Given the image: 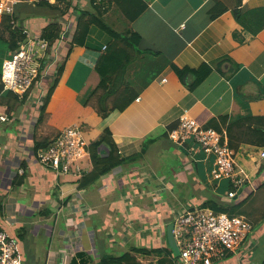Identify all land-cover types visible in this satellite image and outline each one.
Here are the masks:
<instances>
[{"label":"crops","instance_id":"1","mask_svg":"<svg viewBox=\"0 0 264 264\" xmlns=\"http://www.w3.org/2000/svg\"><path fill=\"white\" fill-rule=\"evenodd\" d=\"M112 1L97 0L108 9L105 19L118 30L131 28L142 36L143 54L130 67L139 96L96 125L99 131L111 128L124 162L88 187L80 186V175L41 165L35 138L53 139L81 107L78 99L91 79L98 83L95 67L111 37L92 25L86 45H74L69 52L77 11H94L92 0L15 6L21 26L43 34L49 24L58 23L64 37L58 62L64 61V71L47 105V120L38 122L42 104L34 93L20 98L0 127V229L17 238L22 264H103L104 257L136 247L173 250L170 235L180 212L205 206L229 190L226 180L210 179L213 158L200 154L193 160L169 138V130L183 114L206 125L244 113L245 104L253 114L264 115V0H221L228 9L215 19L213 0H144L147 8L133 21ZM227 57L226 74L214 67L194 90L172 67L216 65ZM262 152L264 147L251 144L236 150L238 166L253 179L252 186L264 181ZM90 164L85 162L86 170ZM263 238L264 224L244 248L215 264H261L264 257L258 262L255 256ZM132 254L142 264H160L163 258Z\"/></svg>","mask_w":264,"mask_h":264},{"label":"trees","instance_id":"2","mask_svg":"<svg viewBox=\"0 0 264 264\" xmlns=\"http://www.w3.org/2000/svg\"><path fill=\"white\" fill-rule=\"evenodd\" d=\"M112 2L117 4L130 21L139 17L148 6L144 0H113ZM48 4L52 5L48 2L39 3V5ZM92 6L94 11L89 9H79L77 11L78 16L69 52L74 45H86L92 25H97L109 34L111 40L105 45L106 48L95 67L96 73L100 76V81L86 97L80 96L78 103L81 107L76 109L73 115H69V120L66 121L65 125L59 126L58 132L59 134L67 125L70 126L74 120L77 121L82 129L84 138L88 144L87 149L89 154L80 160L82 171L79 181L81 187H88L101 178V176L124 162L118 145L114 140L111 128L106 127L103 131H99L96 129V125L108 117L113 111H124L139 96V92L133 87L134 80L130 76V67L143 54V50L140 47L142 36L139 32L131 28L123 30L114 28L105 19V14L108 11L105 5L98 3L97 0H92ZM227 9V6L221 0H213L210 10L211 18L215 19L219 17ZM235 14L239 17L240 10L236 9ZM11 18L12 16L10 15H4L0 21V39L7 42L10 52L15 50L18 47V42L26 36L21 30V25L17 28L12 27ZM4 30L8 32V37L4 35ZM60 34L61 30L58 23H51L46 27L42 35L53 45L60 38ZM226 61H230V58H223L216 65L204 62L199 67H179L175 64L172 67L181 81L190 90H194L209 77L215 69L214 67L226 74L227 70L223 67ZM46 63L47 60L44 64ZM57 65L53 69L55 71L53 77L48 76L45 80V86L47 85L48 89L41 106V114L38 118L39 123L47 120V105L64 71V61ZM1 76L2 71L0 70V109L7 112L10 116L11 110L15 106L14 104L22 102L23 99H20L11 90H4ZM27 96L28 94H26L24 100ZM243 103L245 104L246 101ZM49 121L51 125H55L53 120L50 119ZM205 126L216 128L219 131L226 130L229 145L235 151L242 144L264 147V115L253 114L247 104H245L244 113L234 116L223 115L219 117V120H213ZM53 139L49 137L41 139L35 138V151L41 147L48 146ZM85 162L92 163L91 170H86ZM75 169L76 164H73L72 170ZM223 180H226L228 190L235 189L232 181L229 179ZM251 183L248 182L242 188L238 189L237 196L229 197L226 194L217 200L211 199L207 201L205 206L213 208L217 212L228 213L231 216L243 215L253 224V230H256L264 224V209L262 208L264 206V181H256V186L255 182L253 186ZM259 198L262 199V205H259ZM132 251L143 255H162L163 258L158 260L160 264H175L177 258L173 250L162 247H136ZM132 251L120 256L112 255L104 257L101 263L142 264L132 254ZM261 264H264V261Z\"/></svg>","mask_w":264,"mask_h":264},{"label":"built area","instance_id":"3","mask_svg":"<svg viewBox=\"0 0 264 264\" xmlns=\"http://www.w3.org/2000/svg\"><path fill=\"white\" fill-rule=\"evenodd\" d=\"M56 1L0 0V18L12 16V27L17 28L20 27L14 16L17 4ZM21 30L26 36L4 59L1 80L4 90H11L19 98H24L26 94L32 96L35 88H41L38 103L42 104L46 95L45 80L59 62L64 37L60 36L51 45L41 33L31 32L24 26H21ZM9 120V114L0 109V127ZM169 138L186 150L193 160H197L196 156L200 154L205 155V160L212 157L210 179L232 181L235 189L226 193L229 197L237 196L238 189L251 183L248 172L238 166L237 153L229 145L226 130L206 127L197 118L183 114L178 124L169 130ZM87 147L81 127L78 124L70 125L48 146L39 148L37 158L41 165L57 172L81 175L80 160L89 154ZM73 164H76L75 170H72ZM172 233L179 250L176 264H215L246 246L253 233V224L243 215L231 216L207 206L189 207L175 219ZM18 248L17 238L7 230L0 229V264H22Z\"/></svg>","mask_w":264,"mask_h":264},{"label":"rangeland","instance_id":"4","mask_svg":"<svg viewBox=\"0 0 264 264\" xmlns=\"http://www.w3.org/2000/svg\"><path fill=\"white\" fill-rule=\"evenodd\" d=\"M108 21V20H107ZM6 33H7V31H5L4 30V35L6 36ZM10 56V51H9V47H8V44H7V42L5 41V40H2V39H0V70L2 71V65H3V61H4V59L5 58H8ZM55 66H58L57 64H55ZM55 74V71H51V73L49 74V75H47V77L48 76H50V77H53V75ZM93 76H95L96 77V79H98V83H99V81H100V76L97 74V73H95ZM96 81V80H95ZM98 83H96V82H94V77L91 79V81H90V83L88 84V86H87V88H86V90L84 91V93H83V97H86L90 92H91V90L92 89H94L97 85H98ZM47 89H48V87H47V85L44 87V93L46 94L47 93ZM33 93H36V95H33V97H34V100H36V102L38 103L39 101H38V96H39V94H40V96H41V88H35L34 89V92ZM43 104V103H42ZM45 127V126H44ZM43 128V127H42ZM43 129H45V128H43ZM56 134H53V136L52 137H54ZM239 159H240V161L242 160V161H245V158H243V157H240L239 156ZM210 173V172H209ZM251 179H252V177H251ZM253 180V179H252ZM252 180H250V181H252ZM224 183H226V182H224ZM255 186H256V182H255ZM227 189V187H225V188H221V189H219L218 191H217V195H219V196H221L224 192H225V190ZM253 189H255V187H253ZM227 191V190H226ZM258 202H259V205H262L261 203H262V199L261 198H259L258 199ZM189 207H193V206H189ZM189 207H187L186 209H188ZM196 207H201V206H196ZM262 208L264 209V206H262ZM186 209H183V211H185ZM182 211V212H183ZM181 213V212H180ZM263 225H261L260 227H258L256 230H253V233H254V231H255V234H256V232H258V231H260L261 230V227H262ZM258 241H259V239H258ZM175 255L177 256L178 254H176L175 253ZM261 257H264V238L261 240V241H259V248L257 249V251H256V256H255V259H257L258 260V262L259 261H262V259H261ZM260 258V259H259Z\"/></svg>","mask_w":264,"mask_h":264},{"label":"water","instance_id":"5","mask_svg":"<svg viewBox=\"0 0 264 264\" xmlns=\"http://www.w3.org/2000/svg\"><path fill=\"white\" fill-rule=\"evenodd\" d=\"M170 237H172V238H174V236L173 235H170ZM175 240V239H174ZM172 243H171V245H172V248H173V250H174V252L177 254L178 253V246L176 245V242H175V244L173 243V241H171Z\"/></svg>","mask_w":264,"mask_h":264}]
</instances>
